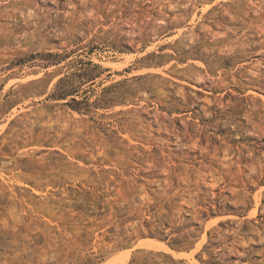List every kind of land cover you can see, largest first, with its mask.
Returning <instances> with one entry per match:
<instances>
[{
	"label": "rangeland",
	"instance_id": "rangeland-1",
	"mask_svg": "<svg viewBox=\"0 0 264 264\" xmlns=\"http://www.w3.org/2000/svg\"><path fill=\"white\" fill-rule=\"evenodd\" d=\"M80 60L101 68L76 99L103 102L78 113L50 96ZM99 187L127 226L166 202L199 226L188 253L103 242L101 264H200L207 232L212 263L264 264V0H0V264H48L43 211Z\"/></svg>",
	"mask_w": 264,
	"mask_h": 264
},
{
	"label": "trees",
	"instance_id": "trees-1",
	"mask_svg": "<svg viewBox=\"0 0 264 264\" xmlns=\"http://www.w3.org/2000/svg\"><path fill=\"white\" fill-rule=\"evenodd\" d=\"M74 68L71 76L59 80L50 98L65 100V104L78 113L82 110L78 106L82 104L85 108H98V103L103 102L102 98L94 102H89L87 99L82 101L76 99L79 92L76 80L79 79V83L83 79L93 81L92 77L96 75L91 74L92 71L101 67L91 61L82 62L80 60L74 64ZM103 196V189L100 187L93 193L87 190L77 192L73 197L69 212H65L68 206L48 204V209H45L43 213L49 215L55 213L56 220H59L60 214H63L64 218L62 222L54 226L44 222L42 231L38 234V242L32 245L49 257L51 261L48 264H101L108 255L104 248L98 249L97 247L103 242L113 243V250L126 248L141 239L158 241L176 253H188L194 248L198 236L189 231V228L199 226L193 223L181 224L177 219H172L174 209L168 205V202L158 203L151 207L144 216L139 217L137 225L133 228L127 226L129 223V220H126L127 215L122 214L120 209L114 208V212H111L112 204H106ZM173 201L176 202V200ZM71 215H73L72 218ZM213 216L214 211L209 208V217ZM121 220L124 221L121 222ZM64 226L71 236L70 239L64 236ZM117 229H119L118 232H116ZM95 234L104 239L96 240ZM207 235L209 245L205 246L201 253L207 254L209 259L208 261L203 260L200 253L197 254L196 259L200 264H215L211 260L214 257L210 255V252L208 253L212 247L210 232H207ZM128 264H185V262L169 259L165 253L160 251L139 249L132 255Z\"/></svg>",
	"mask_w": 264,
	"mask_h": 264
},
{
	"label": "bare ground",
	"instance_id": "bare-ground-1",
	"mask_svg": "<svg viewBox=\"0 0 264 264\" xmlns=\"http://www.w3.org/2000/svg\"><path fill=\"white\" fill-rule=\"evenodd\" d=\"M152 247V246H151ZM153 248V247H152Z\"/></svg>",
	"mask_w": 264,
	"mask_h": 264
}]
</instances>
